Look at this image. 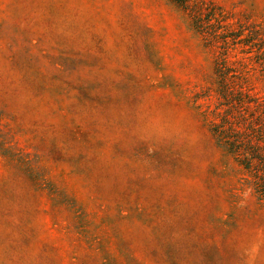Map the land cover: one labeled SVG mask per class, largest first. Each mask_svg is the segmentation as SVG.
Segmentation results:
<instances>
[{
    "label": "rangeland",
    "instance_id": "rangeland-1",
    "mask_svg": "<svg viewBox=\"0 0 264 264\" xmlns=\"http://www.w3.org/2000/svg\"><path fill=\"white\" fill-rule=\"evenodd\" d=\"M224 117L264 134V0H0V264H264Z\"/></svg>",
    "mask_w": 264,
    "mask_h": 264
},
{
    "label": "trees",
    "instance_id": "trees-1",
    "mask_svg": "<svg viewBox=\"0 0 264 264\" xmlns=\"http://www.w3.org/2000/svg\"><path fill=\"white\" fill-rule=\"evenodd\" d=\"M212 135L221 149L235 159L243 160L244 169L252 176V180H247V185L257 198L264 200V134L261 129L250 128L249 134H238L227 126V118L224 117L222 122L213 126ZM252 140L255 143H251Z\"/></svg>",
    "mask_w": 264,
    "mask_h": 264
}]
</instances>
